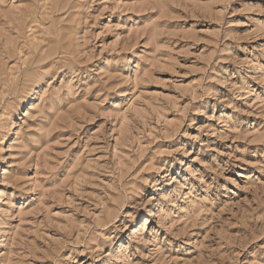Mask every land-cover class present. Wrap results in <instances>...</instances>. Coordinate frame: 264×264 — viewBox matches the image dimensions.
<instances>
[{"label":"clouds","instance_id":"obj_1","mask_svg":"<svg viewBox=\"0 0 264 264\" xmlns=\"http://www.w3.org/2000/svg\"><path fill=\"white\" fill-rule=\"evenodd\" d=\"M0 264H264V0H0Z\"/></svg>","mask_w":264,"mask_h":264}]
</instances>
